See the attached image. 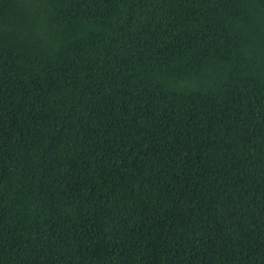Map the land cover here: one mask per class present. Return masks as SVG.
I'll return each instance as SVG.
<instances>
[{
	"label": "trees",
	"instance_id": "1",
	"mask_svg": "<svg viewBox=\"0 0 264 264\" xmlns=\"http://www.w3.org/2000/svg\"><path fill=\"white\" fill-rule=\"evenodd\" d=\"M0 264H264V0H0Z\"/></svg>",
	"mask_w": 264,
	"mask_h": 264
}]
</instances>
